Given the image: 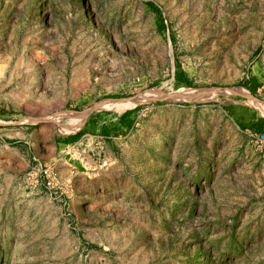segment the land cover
Instances as JSON below:
<instances>
[{
  "label": "rangeland",
  "instance_id": "374dc122",
  "mask_svg": "<svg viewBox=\"0 0 264 264\" xmlns=\"http://www.w3.org/2000/svg\"><path fill=\"white\" fill-rule=\"evenodd\" d=\"M0 107V264H264V0H0Z\"/></svg>",
  "mask_w": 264,
  "mask_h": 264
},
{
  "label": "crops",
  "instance_id": "0c3cea01",
  "mask_svg": "<svg viewBox=\"0 0 264 264\" xmlns=\"http://www.w3.org/2000/svg\"><path fill=\"white\" fill-rule=\"evenodd\" d=\"M14 115V114H13ZM13 115L11 114V112H7L5 111L3 108L0 107V150H4L7 151V149L9 148L7 144H3L2 141H4V136L8 135L9 130H7V126L12 123L11 121L8 120V118H12ZM18 122H14L13 124H17ZM102 131H99L95 134L90 133L91 132V128H87L86 131L82 132L81 135L76 138L73 139L71 138L73 134H68L67 136H60L58 137V140L56 142V144L52 145V146H57L61 149L60 153L56 155V157L54 158V161H50L49 166H51L52 169L57 171V176H58V183L66 184L67 181H69L62 173V169L64 168V165H68L69 167H71V169L74 168H78L79 165H83L84 167L87 168V170L89 169H96L98 167V160L99 157L94 156V150L95 153H99L103 151V146L105 144L104 142V138H109L110 135L104 133L103 131L105 130L104 126H101ZM23 131L22 126L18 127L15 125L14 129H10V135L12 136V134L15 135V137L18 140H21V133ZM122 134V133H121ZM70 138L65 140L64 138L69 137ZM73 139V140H72ZM20 143H16L13 146H15V155L16 157H18L19 159L24 160V157H26L27 161H28V165H30L32 163L31 158L34 155H31V157H27L23 154V150L20 151L19 145ZM34 145V144H33ZM68 147V146H77V152H74V154H72V157L68 159L65 158V156L63 155V149L64 147ZM34 147V146H32ZM94 154V155H93ZM8 157V156H7ZM68 159V160H67Z\"/></svg>",
  "mask_w": 264,
  "mask_h": 264
},
{
  "label": "trees",
  "instance_id": "16d2710c",
  "mask_svg": "<svg viewBox=\"0 0 264 264\" xmlns=\"http://www.w3.org/2000/svg\"><path fill=\"white\" fill-rule=\"evenodd\" d=\"M157 9V8H156ZM175 80L177 82H182L185 84H189L188 78L185 76L184 72L180 69H177L175 71ZM260 86L259 81L255 76H250L249 79L246 82V87L253 93L257 90V88ZM139 108V106H135L133 108H129L122 112L119 117L117 124L114 126V133L119 134L123 133L124 131L120 128L121 126H124L126 128H129L133 124V118L131 115L136 112V110ZM229 110V113L234 116L237 120V123L243 127V128H250L254 129L257 131H260L264 133V116L260 115L257 111L252 110L248 114H244V112H239L238 114L235 113L233 109H230L227 107ZM106 134H109L110 132L104 130L103 131ZM82 133V130H77L71 138L76 139L78 138ZM69 137L64 138L65 140L69 139ZM72 139V140H73Z\"/></svg>",
  "mask_w": 264,
  "mask_h": 264
},
{
  "label": "water",
  "instance_id": "95a60500",
  "mask_svg": "<svg viewBox=\"0 0 264 264\" xmlns=\"http://www.w3.org/2000/svg\"><path fill=\"white\" fill-rule=\"evenodd\" d=\"M249 96L251 97V98H255L252 94H249ZM134 99H136V100H139V98L138 97H135ZM86 114V113H85ZM77 131V128L75 129V132Z\"/></svg>",
  "mask_w": 264,
  "mask_h": 264
},
{
  "label": "bare ground",
  "instance_id": "6f19581e",
  "mask_svg": "<svg viewBox=\"0 0 264 264\" xmlns=\"http://www.w3.org/2000/svg\"><path fill=\"white\" fill-rule=\"evenodd\" d=\"M134 100H135V99H134ZM76 124H78V123H75V125H76ZM73 129H75V127H74V128H72V129H70V130H73Z\"/></svg>",
  "mask_w": 264,
  "mask_h": 264
}]
</instances>
